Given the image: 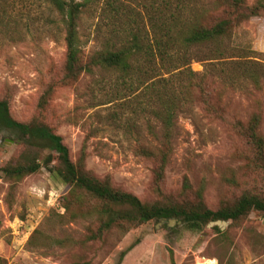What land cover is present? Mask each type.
Returning a JSON list of instances; mask_svg holds the SVG:
<instances>
[{
    "label": "rangeland",
    "instance_id": "374dc122",
    "mask_svg": "<svg viewBox=\"0 0 264 264\" xmlns=\"http://www.w3.org/2000/svg\"><path fill=\"white\" fill-rule=\"evenodd\" d=\"M112 2L117 13L110 15L106 0H100L97 11L87 10L80 18L79 37L89 54L108 36L110 25L120 33L148 28L153 36L155 25L164 33L200 6L214 5L213 0ZM219 49L221 55L210 60L211 46L178 54L169 50L162 61L155 53L147 73L139 75L142 82L151 77V69L170 80L187 69L212 75L211 103L216 111L207 113L199 102L176 110L163 181L156 185L155 165L137 152L139 145L160 147L162 139V124L152 116L148 97L142 94L144 83L131 84L137 90L132 93L119 73L105 72L82 73L70 85L57 83L66 50L58 12L44 0H0V97L8 99L12 117L42 118L61 136L73 162L83 150L86 172L109 178L115 189L149 204L194 200L199 189L204 204L216 209L260 185L245 173L244 143L226 123L233 118L246 121L259 110L258 130L264 136V16L241 22ZM247 58L256 62L258 86L233 68L235 59ZM49 86L48 104L40 109L38 99ZM24 149L19 140L0 133V166L14 162ZM26 152L40 162L51 151L32 147ZM184 180L191 187L186 193ZM69 189L45 166L16 182L0 172V264H198L204 257L213 264H264V211L252 209L233 225L227 221L223 229L217 226L221 232L213 231L210 221L192 230L181 220L168 225L163 218L125 232L112 225L100 237L89 239L98 215L86 202L74 201L66 208Z\"/></svg>",
    "mask_w": 264,
    "mask_h": 264
},
{
    "label": "trees",
    "instance_id": "16d2710c",
    "mask_svg": "<svg viewBox=\"0 0 264 264\" xmlns=\"http://www.w3.org/2000/svg\"><path fill=\"white\" fill-rule=\"evenodd\" d=\"M55 9L60 17L64 30L65 60L59 84L70 85L77 82L82 73L93 74L105 72L120 74L124 87L136 93L132 87L135 81L142 84L144 92L151 105L150 112L162 124L158 148L139 145L137 152L140 156L152 161L153 183L160 185L163 181V170L170 149V138L176 119V110L191 102L201 103L211 114L216 108L211 103L213 94L211 88L212 75L204 70L195 74L192 70L178 72L176 79L158 77L151 69V77L145 82L139 78L141 71L147 73L148 63L157 53L163 60L168 58V51H188L195 46H211L215 59L221 55L220 45L223 40L230 38L233 30L243 21L253 16H264V0H213L212 8L199 7L183 21L168 27L162 33L157 25L154 35L150 36L148 28L145 30H123L110 25L108 36L101 39L100 47L92 53L85 52L78 33V26L82 14L87 10L97 11L100 0H44ZM112 0H106L110 15L117 13V7ZM113 11V12H112ZM108 14V17L110 16ZM114 17V16H110ZM155 48V49H154ZM179 56V55H178ZM234 60L233 68L253 79L256 86L259 78L255 74L253 63L255 60ZM249 63H252L250 65ZM145 66V67H144ZM179 71V70H178ZM176 83H175V82ZM178 83V84H177ZM52 88L47 87L38 99V107L42 109L48 104ZM196 93V94H195ZM42 118L32 117L28 121L14 119L9 110V101L0 97V133L19 140L25 147L24 152L14 161L0 166V172L10 181H19L25 175L36 172L45 166L54 172L64 183L70 186L64 206H70L74 201L85 203L92 207L98 215L95 222V232L88 235L89 239H96L112 225L123 232L139 226L152 219H178L184 226L197 230L203 224L214 220H225L229 225L241 222L252 210L264 211V136L259 132L260 111L254 112L246 121L229 119L226 123L230 130L244 143L242 158L245 173L254 182L260 185L254 192H244L232 204L211 209L202 198L201 190L194 194V200L188 196L179 202L147 203L140 200L135 194L115 189L109 178L100 179L85 171L82 154L77 163L73 162L66 144L59 134L46 124ZM137 145V144H136ZM48 149L51 151L39 162L35 155L30 156L26 149ZM55 156V159H54ZM55 161L53 164L52 162ZM191 187L186 180L182 191L186 193ZM88 198H87V197ZM86 205V211L88 206ZM213 231L221 232L217 226ZM130 247L119 254V260ZM71 264H89V262H72Z\"/></svg>",
    "mask_w": 264,
    "mask_h": 264
},
{
    "label": "water",
    "instance_id": "95a60500",
    "mask_svg": "<svg viewBox=\"0 0 264 264\" xmlns=\"http://www.w3.org/2000/svg\"><path fill=\"white\" fill-rule=\"evenodd\" d=\"M174 222H175V219H172V218L167 220L168 225L174 224ZM226 224H227V221L225 220H214V221L209 222V225L218 226L220 229H223Z\"/></svg>",
    "mask_w": 264,
    "mask_h": 264
},
{
    "label": "bare ground",
    "instance_id": "6f19581e",
    "mask_svg": "<svg viewBox=\"0 0 264 264\" xmlns=\"http://www.w3.org/2000/svg\"><path fill=\"white\" fill-rule=\"evenodd\" d=\"M198 264H213V262L209 257H204L201 259V261Z\"/></svg>",
    "mask_w": 264,
    "mask_h": 264
}]
</instances>
